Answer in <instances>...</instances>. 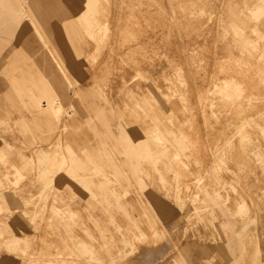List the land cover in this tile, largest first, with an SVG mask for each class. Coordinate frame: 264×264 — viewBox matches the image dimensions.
Here are the masks:
<instances>
[{
    "label": "rangeland",
    "instance_id": "rangeland-1",
    "mask_svg": "<svg viewBox=\"0 0 264 264\" xmlns=\"http://www.w3.org/2000/svg\"><path fill=\"white\" fill-rule=\"evenodd\" d=\"M70 1L69 11L87 13L86 36L69 34L70 28L56 24L46 30L52 34L48 42L54 56L73 76L70 85L58 75L60 88L73 95L75 89L86 87L84 94L91 104L86 110L88 116L77 119L78 129L64 127V131H51L45 124H37L38 116L24 109L8 85L4 71L18 70L24 77L36 80L53 77L52 73L57 69L49 57L51 55L46 52L44 60L29 56L36 51H30L25 46L30 39H34L31 22L35 21L40 27L45 18L31 14L27 3L19 7L21 23L17 24L16 16L0 18V50L4 48L0 51V118L7 116L12 123H17L28 147L35 151L54 143L58 133L75 150L85 147L107 173H114L121 186L130 184L135 196H140L142 206H132L133 215L139 219L146 209L153 210L148 191L153 190L162 198L164 191L155 182L151 184L152 180L145 176L149 166L142 157V142L137 140L145 127L136 123L129 128L120 126L114 111L122 113L124 109L134 108L139 109L136 113H142V109H147L145 113L149 114H144L143 118L150 122V132L154 136L158 132V106L167 110L176 109L180 117H183L182 110L192 119L194 129L190 131L191 135L198 132V119L202 118L204 123V127H198L201 135L196 142L202 157L201 169H195L198 174L206 171L212 153L229 157L226 166L230 170L225 169L223 173L227 189L215 198L212 194L214 187H211L210 194L220 208L225 207L228 212L225 216L243 223L248 218H256L258 208H262L264 220V184L260 185L261 188L253 185L259 171L250 175L245 170L246 161L239 155L237 141L235 150L232 153L227 151L228 140L232 138L228 134L231 133L228 130L230 127H237L243 134L247 133L243 129L246 123L258 124L264 129V0ZM85 54L83 66L80 60ZM75 61L78 66H71ZM95 92L101 94L103 100ZM46 93L38 92L44 107L47 106ZM83 107L84 103L81 104ZM62 110L64 116H74L73 107L69 104H65ZM65 122L66 119L62 118L61 124ZM225 130L227 134L222 136ZM95 132L99 140L94 138ZM251 135L253 142L259 144L256 134ZM0 149L6 151L7 160L12 159L21 168L30 167L29 156L18 147L7 149L0 142ZM259 153L264 156V146ZM122 160L128 167L129 179L116 167V163ZM176 164L180 167L183 162L176 161ZM231 171H238L237 175L234 176ZM23 172L28 174L26 170ZM3 174L0 162V177ZM190 177L186 180L188 184L192 183ZM244 180L247 185L249 183L250 191L247 185L244 186ZM57 184L63 192H68L70 185L77 187L80 193L83 191L76 180L66 176L58 179ZM64 197L67 198L66 195ZM127 199L133 204L130 197ZM207 199L212 208L217 209L213 198ZM168 205L177 219H164L162 214L159 216L153 212L154 219L141 223V228L148 233L146 241L136 243L135 251L120 255L115 264L165 261L167 264L171 256L181 255V261L186 264H227L222 240L218 237L212 242L210 240L213 226L207 216L202 222H194L188 218L194 205L188 202L181 208L172 197ZM82 206H71L81 210L77 223L85 224L92 230L95 240H101L93 223L87 218L81 220L86 216ZM243 206L245 210L240 212ZM32 208V204L26 206V209ZM178 211H182L183 216L177 215ZM94 214L96 219H101L97 210ZM222 221L219 220V223ZM77 223L71 222V225L84 237ZM126 223L122 216L118 224L124 226ZM250 225L253 231L254 226ZM164 228L172 232L171 237L168 234L163 237L159 233ZM258 240L264 258V239L259 237ZM236 257L238 264H252L251 251L246 256L236 254Z\"/></svg>",
    "mask_w": 264,
    "mask_h": 264
},
{
    "label": "crops",
    "instance_id": "crops-1",
    "mask_svg": "<svg viewBox=\"0 0 264 264\" xmlns=\"http://www.w3.org/2000/svg\"><path fill=\"white\" fill-rule=\"evenodd\" d=\"M27 3H29L31 14H38L45 18L43 25H40L43 29L35 21L31 22L35 40L30 39L25 46L30 51L36 50V53L29 56L31 58L37 56L44 60L46 57L44 52L50 54L51 56H48L55 63L56 72L52 73L53 77L36 80L24 77V74L18 70L3 73L24 109L38 116V125L45 124L51 131H64V127L78 129L77 119L80 116L86 118L88 116L86 110L91 107L84 94L86 87L75 89L73 95H70L68 90L60 88L58 75L70 85L73 76L54 56L48 42V37L52 34L46 29H50L49 27L53 24L62 25L70 28L69 34H81L85 37L87 13L69 11L70 0H0V18L6 15L16 16L17 24L21 23L19 7ZM71 28L74 30L71 31ZM79 40L82 43V39ZM3 49L2 47L0 51L2 52ZM85 57L86 54L80 60L83 66ZM71 66H78L77 61ZM41 91L48 92L46 107L42 105V96L38 94ZM95 93L103 100L101 94ZM82 103H84L83 108H81ZM65 104L73 107V117L63 115L62 109ZM124 111L122 113L114 111L120 126L129 128L132 123H136L145 127L141 136L137 138L143 145V160L149 166L145 176L152 180L151 184L155 182L164 191L163 198L153 190L148 191L149 203L153 210L146 209L139 219L133 215L132 206H142L143 201L140 196H135L130 184L121 186L114 173H107L85 147L75 150L67 141L65 142L62 134L58 133L54 143L35 151L28 147L27 141L17 128V123H12L7 116L0 118V142L7 149L16 146L24 151L23 153L29 156L30 163V167L21 168L12 159L7 160L6 151L0 149V162L4 171L0 177V264H115V260L120 255L135 251L136 243L146 241L148 233L141 228V223L154 219L153 212H157L159 216L162 214L164 219H177L168 205L171 197L176 199L181 208L188 202L194 205L188 215L190 220L202 222L207 216L213 226L210 240L212 242L217 237L222 240V251L228 258L227 264H238L236 254L246 256L250 251L252 264H264L263 252L258 240L259 237L264 239V220H261L263 209L258 208L259 214L256 218H248L243 223H238L225 216L228 213L225 207L220 208L216 203L215 198L227 189V181L223 178V173L225 169L230 170L226 166V160L229 157L219 156L214 152L202 175L195 170L201 169L202 165L201 152L196 144L201 134L198 127H204L202 118L197 120L198 132L191 135L190 131L194 128L188 113L181 110L183 117H180L176 109L167 110L165 107L158 106L156 109L158 132L152 136L150 122H146L143 118L144 114H149L145 113L148 112L147 109H142V113H136L139 109L134 108H127ZM62 118L66 119L64 125L61 124ZM243 129L247 133H240L241 131L234 126L228 129L231 130L228 134L232 135V138L228 140L227 151L232 153L235 150V141L239 143V155L246 161L245 170L250 175H256L257 170L259 171V176L255 177L253 184L259 187L264 184V156L259 153V149L264 146V129L258 124L251 123H246ZM226 134L225 130L222 136ZM251 134H256L259 144L256 145L253 142ZM93 135L99 140L96 132ZM23 161L26 162L25 159ZM176 161L183 162V165L179 167ZM116 167L125 172V177L129 179L127 176L129 170L123 160L118 161ZM24 170L28 171V174L24 173ZM237 172L231 171L234 176ZM63 176L76 180L77 186H80L83 191L80 193L76 190L77 187L70 185L71 189L63 192L57 184L58 179ZM188 176H192L191 184L186 181ZM29 179H31L30 182H26ZM246 185L244 180V186ZM37 187L40 188L39 191L35 190ZM122 187L124 190H121ZM211 187H214L212 194L215 198L210 195ZM247 187L250 191L249 183ZM128 197L133 204L128 203ZM208 197L213 198L212 201L216 203L214 205L217 209L212 208ZM258 197L260 198V195ZM29 204L33 205L31 210L26 209ZM79 204L83 205V211L86 213L81 220L87 218L91 221L101 240L96 241L92 230L85 224L77 223L81 210L73 209L71 206ZM258 205L260 206L259 203ZM94 210L100 213V220L95 218ZM240 210L244 212L245 206ZM177 215L183 216L182 211H178ZM122 216L128 222L124 226L118 224ZM222 219V223H219ZM71 222L78 224L83 230L84 237L76 231ZM250 224L254 226L253 231L250 229ZM159 233L163 237L166 234L169 237L172 236V232L166 228ZM180 257L183 259V255ZM180 257L171 256L167 264H186ZM155 264H166V261Z\"/></svg>",
    "mask_w": 264,
    "mask_h": 264
},
{
    "label": "bare ground",
    "instance_id": "bare-ground-1",
    "mask_svg": "<svg viewBox=\"0 0 264 264\" xmlns=\"http://www.w3.org/2000/svg\"><path fill=\"white\" fill-rule=\"evenodd\" d=\"M192 11V10H191ZM214 11V10H213ZM205 29V28H204ZM184 43V42H183ZM148 54V53H147ZM205 56V55H204ZM101 63V62H100ZM166 67V66H165ZM202 77V76H201ZM200 77V78H201ZM205 81V80H204ZM177 86V85H176ZM188 89V88H187ZM200 93V92H199ZM200 100V99H199ZM192 103V102H191ZM202 104V103H201ZM207 107V106H206ZM254 107V106H253ZM199 111V110H198ZM235 116V115H234ZM195 126V125H194ZM202 126V125H201ZM201 131H202V129H201ZM201 135V134H200ZM196 139V138H195ZM199 139V138H198ZM201 152V151H200ZM206 160V159H205ZM173 184V183H172ZM184 184V183H183ZM42 213V212H41ZM40 214V213H39ZM37 216V215H36ZM39 216V215H38ZM41 216H43V215H41ZM49 218V217H48ZM40 221H41V219H39ZM262 220V219H261ZM45 221V220H44ZM48 223V222H47ZM263 223V222H262ZM39 225H40V223H38ZM60 233V232H59ZM105 233V232H104ZM49 241V240H48ZM57 241V240H56ZM61 244H62V242H61ZM68 246V245H67ZM143 247V246H142ZM144 249V248H143ZM61 252V251H60ZM64 252V251H63ZM149 256V255H148ZM147 256V257H148ZM78 259V258H77ZM79 261V260H78Z\"/></svg>",
    "mask_w": 264,
    "mask_h": 264
}]
</instances>
